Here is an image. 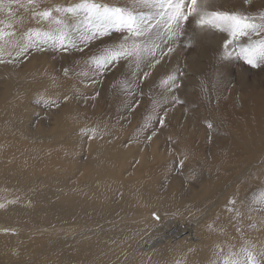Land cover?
<instances>
[{"label": "rangeland", "instance_id": "374dc122", "mask_svg": "<svg viewBox=\"0 0 264 264\" xmlns=\"http://www.w3.org/2000/svg\"><path fill=\"white\" fill-rule=\"evenodd\" d=\"M230 1L220 10L243 13L257 22L264 13V0ZM79 2L40 0L38 10ZM96 2L119 6L125 0ZM21 3L23 8L0 0V58L4 61L0 63V175L5 171L27 181L53 178L66 188L71 184L73 191L90 186L86 187L89 197L59 193L64 205L70 204L71 196L76 198L75 212L82 214L83 205H92L90 209L96 208L101 216L96 222L95 217L93 221L79 218L82 221L77 224L66 220V233L80 235L70 234L75 238L71 242L77 245L79 240L85 254L91 244L102 242L107 249L119 248L106 264H243L246 242L264 246V64H247L238 44L227 56L222 39L227 34L220 32L209 33V38L194 41L190 47L177 46L155 67L139 71L121 61L101 75L103 69L98 71L86 62L104 46L99 39L86 54L75 49L64 54L49 43L17 55L29 29L55 28L47 21L37 24L27 10L28 0ZM32 39L39 37L33 32ZM104 39L111 43L115 34L112 40ZM143 72L149 75L143 77ZM138 76L142 77L139 87ZM169 76L178 77V90L169 88ZM141 89L145 95L135 105ZM173 93L184 103L172 105ZM152 99L159 102L155 110ZM53 100L59 101L58 107L50 106ZM159 116L165 119L163 127ZM127 184V189L121 187ZM135 184L145 185L146 196L135 191ZM126 193H130L129 210L123 201ZM1 196L4 206L15 202ZM136 198H144L141 205L136 206ZM230 201L236 202L242 216L229 211ZM152 212L161 215V223ZM110 213L115 217L109 220ZM5 222L0 215V235L8 234L15 243L12 236L19 228ZM181 222L190 225L191 233L167 236L163 225L170 228ZM41 230L35 228L33 236L22 243L35 236L43 239L47 231ZM32 244L33 255L45 247L36 241ZM14 246L6 241L0 253L22 261L23 255L19 257ZM52 252L44 249L39 260L53 258ZM85 254L78 255L79 264H87ZM98 257L92 264H100ZM4 260L10 262L0 256Z\"/></svg>", "mask_w": 264, "mask_h": 264}, {"label": "snow or ice", "instance_id": "6c2138e0", "mask_svg": "<svg viewBox=\"0 0 264 264\" xmlns=\"http://www.w3.org/2000/svg\"><path fill=\"white\" fill-rule=\"evenodd\" d=\"M11 2L24 7L21 0ZM243 2L249 3L250 0ZM28 4L27 10L31 11L37 24L47 21L54 24L55 28L49 31L29 29L25 34L28 39L20 45L17 55L27 54L30 49L49 43L64 54L73 49L86 54V50L90 51L99 39L104 46L92 53L86 62H92L98 71L103 69L101 75L109 68L120 66L121 61H127L130 67L134 65L139 71L142 67H155L177 46L190 47L194 41L209 38V33L220 32L227 34L222 36L227 56L231 55L229 49L236 51L235 45L238 44L239 55L247 64H264V13L259 14L257 22L255 17L243 13L220 10L215 0H125L119 6L115 3L81 0L68 6L56 5L43 10H38L40 0H28ZM33 32L39 40L32 39ZM114 34L115 40H112ZM2 35L0 31V36ZM104 38L112 42L108 43ZM3 62L0 58V63ZM64 72L68 75L70 69L66 68ZM148 75L149 72H143V77ZM141 79L142 77H137L138 87ZM168 79L169 88L178 90V77L169 76ZM144 95L141 89L134 98V104L139 105ZM64 99L67 100L68 97L65 96ZM171 103L183 104L184 101L173 93ZM151 105L155 110L159 107V102L152 99ZM50 106L58 107L59 101H51ZM132 107L133 105H129L130 109ZM158 123L164 126L163 116L158 117ZM155 134L153 130L152 135ZM147 139H151V136ZM229 203L232 205L229 211L242 216L235 208L236 202ZM0 207L4 205L0 204ZM153 216L157 220L160 218L156 213ZM242 251L246 253L243 264H264V246L257 248L251 242H246ZM225 264L233 262L227 261Z\"/></svg>", "mask_w": 264, "mask_h": 264}, {"label": "bare ground", "instance_id": "6f19581e", "mask_svg": "<svg viewBox=\"0 0 264 264\" xmlns=\"http://www.w3.org/2000/svg\"><path fill=\"white\" fill-rule=\"evenodd\" d=\"M230 2H231L230 0L229 1L228 0H215V3L219 8H220V6L223 7L225 5H229ZM194 63H196V62H194ZM194 63L192 62L191 64H193V66H197V64H194ZM4 120L7 121L8 119H4ZM21 132H23V131H21ZM6 173L7 172L3 171V173L0 175V194H2V196L1 195L0 196L2 197V200L12 201V202L15 200V202L12 204H9L8 206L2 207V209L0 210L1 211L0 215H3L5 217V221H6L5 224L6 225L10 226L11 228H19V229L16 230L13 233L14 235L12 236L13 240H15L14 241L15 243H13L9 239L8 234L0 235V238L2 237V239H0V247L1 246L3 247V244L6 241L10 242L12 245H15L14 247H15V250L17 251V253H19L18 254L19 257L23 255L24 261H23V259H22V261L19 260L20 262L17 260H10L11 256L8 255V253L3 252L2 254L0 253V256L3 258L4 257L7 258L10 262L7 263V261L4 260V261H0V264H79V261L77 262L78 255H84L85 254V253H83L85 247H83L82 243L77 239H76L77 245L72 244L71 241H75V238H73V236H70V234L77 235V233L73 232L72 230H71L72 233L71 232L66 233V231H67L66 220L67 221L70 220L71 223H74V222L76 223V221L77 222L82 221V220L79 221L78 220L79 218H85L89 221H91V220L93 221V219L95 217L94 222H96V220H100L98 218V216H100L99 211L94 210L96 208L90 209V206H92V205H90V206L86 205V207H84L85 205H83V207H81L79 205V207L82 208L81 210H83V208H84L83 212H81L82 214L75 212L74 210H76L78 208L77 200L75 201L76 198L71 196L70 200H68V202H70V204L64 205L65 202L63 201L62 196L59 195V193H61V192H65L67 194L68 193H70V194L75 193V194H78L79 196L89 197L88 192H87V188H89L90 186L89 187H87V186L82 187V189L80 191H77L79 188L75 189L73 191V189H70V188H73V187H71V184H70L69 188L68 187L66 188V186L59 184L58 180L53 179V178H50L49 180L41 179V178H39V179L35 178L33 180L27 181L28 179L27 180L24 178L20 179V175H18V174L12 175V174H6ZM23 182H25L28 185L31 184V186H34V187L32 188L30 186L29 187L30 190L26 191L24 188H27L28 185H24ZM40 184H43V185L41 186ZM66 185H67V183H66ZM135 185L134 186L137 188V189H135V191H139L140 195H142V197L144 194L146 196L147 190L144 188L145 185L144 186L142 184H140V185L135 184ZM93 186H95V185H93ZM130 186L133 189V186L132 185H130ZM9 187H13V189H10ZM96 187H97V185H96ZM111 187H113V186H111ZM121 187L123 189H127V187H129V186L127 184L126 187H124V186H121ZM93 189H95V188H93ZM142 192H143V194H141ZM129 194L130 193H128L127 195L124 196L125 200L123 198V201L127 204L128 210H129V207L130 208L132 207V206H129L130 205L129 204V201H130V199H129L130 195ZM12 195H16V197H18V198L20 197L19 198L20 200H18V198L9 199L10 196H12ZM142 199H144V198H140V200H138L137 198L135 199V200H138L136 206L142 204V202H141ZM85 200H83V201L85 202ZM133 201H134V199H133ZM92 202H93V200H91V203ZM157 202L162 204L163 201L161 202V201L157 200ZM80 203H82V202H80ZM88 203H90V201H88V202L86 201L85 204H88ZM160 204H158V205H160ZM114 212L116 213V211H114ZM66 215L69 216L68 219H67ZM113 215L110 213L106 218L110 220V218L115 217ZM157 215L159 217H161V215L159 213H157ZM65 217H66V219H65ZM120 219L121 218L116 217V220H120ZM109 220H105V218H104V221L109 222ZM111 221H112V219H111ZM158 221L161 223V221H162L161 218H159ZM165 222H163V223H165ZM170 222H174V221H170ZM110 223H107V224L109 225ZM113 223H115V221H113L112 224ZM168 223H169V221H168ZM171 225L172 226L170 228H168L167 225H165V224L163 225V228H164L167 236H169V237L175 238V237H178V235H185V234L187 235V234H190L191 230H192L189 224H185L183 222L177 223V224L172 223ZM72 226L73 225L71 224L70 227H72ZM35 228H39V230L41 228L42 229L41 231H47V235H45V237L43 239H39L37 236H35V238H33L30 242L22 243L23 239H28V238H31L33 236ZM60 230H63L65 232V235ZM103 230H104V228H103ZM110 230H112V229L110 228ZM2 231H3V229L0 228V232H2ZM35 235H37V234H35ZM79 236L77 235V237H79ZM97 237H99V236H97ZM111 237H113V235ZM106 239H107V237H106ZM115 240H117V239H115ZM35 241L40 242L41 247H42V245H44L45 247L43 249L40 248V251L36 252L33 255V248L35 246L32 243H34ZM111 241L112 240H110L109 242H111ZM83 243H85V242H83ZM117 243H119V242H117ZM124 244H123V246H124ZM175 246H177V245H175ZM17 247H20L21 250H19ZM120 247H121V249H123L122 245ZM48 248L52 249L53 252L51 254H52L53 258H51V259L43 258V259L39 260V258L41 257L40 254L43 253L44 249H48ZM77 248H79V249L77 250ZM106 249H107V246L103 245V242L99 245L91 244L88 247L87 254H85L87 256L86 259L85 260L82 259V260H84L87 264H92L93 258L98 257L99 253L101 252V254L98 257V259L101 260L100 264H106L107 262L109 263L110 260L114 259L113 257L115 256V254H117V253L114 254V251L119 252L118 251L119 248H118V250H116L115 248L111 249V247H110L111 250L110 249L106 250ZM206 249H208V248H206ZM5 251L10 252L8 250H5ZM176 251H177V248H176ZM180 252L181 251H179V254H180ZM126 259H125V261H126ZM97 260H94V261H97ZM204 260H206V259H204ZM149 262H153V261H149ZM198 262L200 263V261H198ZM198 262H196V263H198ZM83 264H84V262H83Z\"/></svg>", "mask_w": 264, "mask_h": 264}, {"label": "water", "instance_id": "95a60500", "mask_svg": "<svg viewBox=\"0 0 264 264\" xmlns=\"http://www.w3.org/2000/svg\"><path fill=\"white\" fill-rule=\"evenodd\" d=\"M153 213H155V212H152V214H151V215H152V217L154 218V216H153Z\"/></svg>", "mask_w": 264, "mask_h": 264}]
</instances>
